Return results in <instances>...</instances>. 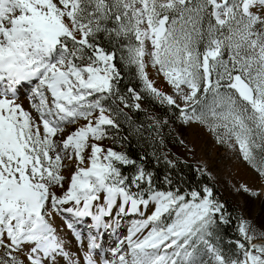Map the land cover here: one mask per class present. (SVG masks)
I'll use <instances>...</instances> for the list:
<instances>
[{"label":"snow or ice","instance_id":"6c2138e0","mask_svg":"<svg viewBox=\"0 0 264 264\" xmlns=\"http://www.w3.org/2000/svg\"><path fill=\"white\" fill-rule=\"evenodd\" d=\"M146 98L264 174V0H0V264H264V223L130 151Z\"/></svg>","mask_w":264,"mask_h":264},{"label":"rangeland","instance_id":"374dc122","mask_svg":"<svg viewBox=\"0 0 264 264\" xmlns=\"http://www.w3.org/2000/svg\"><path fill=\"white\" fill-rule=\"evenodd\" d=\"M146 71L163 90L170 94L175 92L174 89H168L161 83V78L150 65L146 67ZM182 95H184L183 90L176 96L178 102ZM141 103L154 125L159 126L164 123L156 118L155 109H148L143 102ZM184 106L191 107V105ZM213 123L201 121L185 124L178 119L175 125H170L174 142L167 141L168 150H164V154L169 159L174 156L181 161L201 167L219 193L237 206L246 222L250 220L260 225L264 223V174H257V171L241 158L234 136L220 129L216 132L209 130ZM251 135L257 139L255 142L249 141L252 149L250 158L264 169V153L259 147L264 143V135L257 133L255 129ZM253 234L259 239H264V234L260 232L253 230Z\"/></svg>","mask_w":264,"mask_h":264},{"label":"trees","instance_id":"16d2710c","mask_svg":"<svg viewBox=\"0 0 264 264\" xmlns=\"http://www.w3.org/2000/svg\"><path fill=\"white\" fill-rule=\"evenodd\" d=\"M128 84H136L133 76L129 74L128 78L122 83V87ZM148 109H155V116L157 119L162 120L159 126L154 125L148 117L147 112L142 109L141 120L143 123V128L135 136L132 137L129 142L130 151H139L141 148L151 149L153 152L159 154L164 160L171 161L174 165V177L179 179L180 177L187 178V182L193 183H206L212 189L214 193V199L219 201L225 206V210L236 218H240L241 215L238 211L237 206L228 198L224 197L219 193L217 187L211 182L209 177L202 171L201 167L192 164L191 162H184L180 159L172 156V158H167L164 154V150H168L167 144L173 143L174 139L172 137V131L170 125H175L177 123V116L174 114V110L167 109L166 107H161L159 104H155L149 99L142 101ZM123 131H127L125 128ZM123 134V132L121 133ZM168 141V143H167ZM264 144V143H263ZM261 152L264 153V148H261ZM199 170L200 180L195 179L197 171ZM264 200V198H263ZM228 237H234V232L230 226L227 231Z\"/></svg>","mask_w":264,"mask_h":264}]
</instances>
